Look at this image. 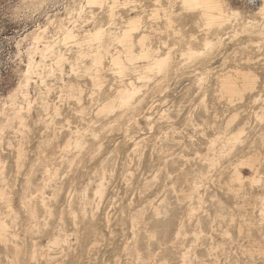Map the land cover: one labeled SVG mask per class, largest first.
I'll return each instance as SVG.
<instances>
[{"label": "rangeland", "instance_id": "1", "mask_svg": "<svg viewBox=\"0 0 264 264\" xmlns=\"http://www.w3.org/2000/svg\"><path fill=\"white\" fill-rule=\"evenodd\" d=\"M262 2L222 0L226 12L237 9L244 17L257 15ZM181 3L0 0V218L77 224L81 230L71 234L63 255L85 264H184V255L185 264H264L257 251L264 247V177L250 183L241 168L247 180L233 197L238 160L222 147L230 112L218 79L228 69L231 44L225 34L203 49L216 28ZM132 17H139L133 51L146 35L153 54L168 56L162 73L143 79L132 69L122 75L113 69L111 57L124 55L117 37ZM95 26L106 29L99 47L62 38L64 31L81 37ZM187 48L201 54L190 59ZM95 53L103 56L97 85L85 71ZM31 60L28 95L6 103ZM123 83L137 88L130 105L115 101L113 111L97 114ZM70 84L79 90L70 92ZM219 204L228 221L215 217ZM247 223L255 228L248 235Z\"/></svg>", "mask_w": 264, "mask_h": 264}, {"label": "bare ground", "instance_id": "2", "mask_svg": "<svg viewBox=\"0 0 264 264\" xmlns=\"http://www.w3.org/2000/svg\"><path fill=\"white\" fill-rule=\"evenodd\" d=\"M90 1L99 2L100 0ZM181 2V4L184 6L183 8H185L187 11L198 12L199 16L204 20V25L208 26L209 28H216L213 39H204L203 49L209 48L214 43V41H216L217 43L222 42L223 38L226 35H228V42L231 44V52L229 53L227 58L229 60L228 69L224 74H221L219 76L218 80L220 82L222 92L227 95L228 109L230 112V116L227 122V128L225 130L226 134L224 139L222 138V147H226L228 149L229 156L231 155L233 157H236V160H238V163L234 166L232 172L233 180L238 182V188L234 189L235 193L233 194V197H237L238 191L242 190V185L244 181L247 180V177L245 178L242 175L243 170L241 168L244 167L249 171L250 175L248 176V178L250 183H258L261 178L264 177V0L262 4L257 7V15H250L247 17H244V15L241 16L240 12L237 9H231L226 12L223 9L222 0H181ZM138 24L139 17H132L128 19L126 25L122 27L123 29L121 30V33L117 38L122 45V52L124 53V55L115 53V55L111 57V64L114 66L113 69L116 70L120 75L127 73L128 70L132 69L139 76L138 78L144 79L148 78L153 71H161L162 73L166 69L168 56L165 54H153L150 50V47H148L145 43L146 35L144 34L138 36L136 40V43L139 45L140 50L138 52L133 51V40L131 39V35L133 31L137 29ZM42 33L43 31L33 32L32 37L34 39H38ZM74 34L72 30L64 31L62 38L63 40H72L79 46H81L82 44H87L88 46L92 47V45L96 44L97 47H99L102 43L104 35H106V29L103 26H95L92 29L83 31L82 35L80 34L81 37L78 36L79 33H77L78 35L76 34L77 37ZM50 49V46L46 47V50ZM81 53L83 54V52ZM184 54L189 56L191 59L192 57L200 55L201 51L195 48H187ZM102 59V54L95 53L94 58L90 63V67H86L85 70L92 76V82L94 85H97L100 82V65L102 64ZM137 59H140L142 63L137 64ZM34 66V60L28 62L26 71L22 73V80L16 86V89H13V92L8 94L6 103H14L16 97L19 95H28L26 85H28L29 75L30 72L34 69ZM68 88L70 92L79 90V88L74 84H70ZM136 93L137 88L133 84L123 83V85H119L115 98L105 100L97 110V114H105L113 111V108L115 107V101L118 103L119 107L130 105ZM24 97L25 96H23V99L26 101L27 97L26 99ZM18 113L19 112H15L14 114L18 116ZM1 195L2 192H0V197ZM230 196L231 195H229V197ZM38 201L39 207L46 211V203L42 199H38ZM190 204L192 203L190 202ZM192 205H190L191 211L197 209L198 205H193L194 207ZM3 208H1V210ZM36 208L32 209L31 211L34 217L38 214ZM218 208L219 209L216 211L215 217L219 220H225V213L227 211L224 210V204L223 206L219 204ZM40 211L42 214V210ZM261 211L264 212V196L261 198ZM229 212L230 211H228V213ZM45 216L43 218H45ZM50 218L52 217L50 216ZM166 218L163 220L165 221ZM159 219L160 218H158V220ZM226 221L228 220L226 219ZM66 222H42L35 219L29 223H14L13 220L12 222H8V219L6 221V219L4 220L3 217L0 218V264H85L86 262L84 263L83 260H81L83 257L81 259H76L70 252H66L65 255H63V252L70 241L69 237L71 236V234H76L78 230H81L78 228L77 224L73 222ZM263 222L264 220L262 221V223ZM233 227L235 228V224L233 225ZM169 228H171V226ZM251 228H253L251 224L247 223V235L250 233ZM241 231L242 229L240 226L239 232ZM222 232L227 233V230H223ZM262 234L264 235V230ZM136 242L137 241H135V243ZM75 243L78 244L77 241H75ZM77 248L78 247H76V249ZM128 250L130 249L128 248ZM257 251L264 257V247H258ZM133 252L137 256V259H140L136 247L133 248ZM185 258L186 255H184V260L182 258L184 264L186 262ZM137 261L138 263L136 262V264H139L140 260ZM190 262L191 261H189V264ZM201 263L203 264V262Z\"/></svg>", "mask_w": 264, "mask_h": 264}]
</instances>
